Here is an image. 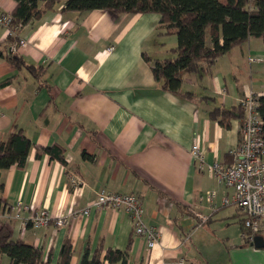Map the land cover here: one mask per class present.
<instances>
[{"label": "crops", "instance_id": "1", "mask_svg": "<svg viewBox=\"0 0 264 264\" xmlns=\"http://www.w3.org/2000/svg\"><path fill=\"white\" fill-rule=\"evenodd\" d=\"M64 1L13 33L0 28V139L22 128L33 144L24 167L0 169V227L52 262L70 239L71 264L86 250L103 258L109 248H128V264H264V248L246 244L234 189L191 153L198 143L207 164L232 161L242 120L227 127L210 112L264 95V38L234 46L202 75L184 70L182 89L194 93L187 97L164 89L144 56L165 58L177 45L175 34L161 32L159 13L63 11ZM16 5L0 0L9 13ZM206 42L212 45L209 29ZM30 65L44 68L41 80ZM55 144L66 162L37 156L38 147ZM102 190L141 197L145 222L160 230L155 247L135 233L128 213L110 206L65 227L35 228L15 217L18 202L58 217L85 208ZM11 263L0 254V264Z\"/></svg>", "mask_w": 264, "mask_h": 264}, {"label": "trees", "instance_id": "2", "mask_svg": "<svg viewBox=\"0 0 264 264\" xmlns=\"http://www.w3.org/2000/svg\"><path fill=\"white\" fill-rule=\"evenodd\" d=\"M62 2L63 0H17L11 13V28L40 19L45 12L53 10ZM96 9L115 13H159L161 32L175 34L177 45L171 49L168 57L152 59L146 53L144 56L152 63L153 74L164 89L187 97H193L194 93L184 92L182 89L184 70L202 75L234 46L250 37L264 38V0H65L63 7V11L80 13ZM208 29L211 46L206 42ZM8 37L12 39L13 35ZM13 61L19 64L15 58ZM29 69L41 80L44 71L42 66L30 65ZM255 100L264 137V95H255ZM245 115L246 109L241 104L232 108H215L210 112L211 118L227 127L232 118L243 120ZM32 145L22 128H16L6 138L0 139V169L24 167ZM46 153L51 158L66 162L64 147L59 144L37 148V156ZM1 200L0 198V207ZM240 224L246 235V244H252L248 239L249 231L244 225V214ZM0 254H7L12 259L11 264H71L74 247L72 241L66 239L57 262H52L51 259L45 261L41 248L23 238H14L11 229L3 224L0 227ZM128 256V248H109L103 258L100 250L93 255L86 250L80 264H106L107 261L110 264H128Z\"/></svg>", "mask_w": 264, "mask_h": 264}, {"label": "built area", "instance_id": "3", "mask_svg": "<svg viewBox=\"0 0 264 264\" xmlns=\"http://www.w3.org/2000/svg\"><path fill=\"white\" fill-rule=\"evenodd\" d=\"M13 16L11 13L0 9V28L14 31L11 28ZM22 44L25 40L21 41ZM115 45L108 47L113 51ZM246 115L244 126L241 127L240 142L231 151L232 161L224 163L214 161L206 163L205 151L201 145L194 143L191 153L199 168H206L214 174L220 182L234 189L233 200L244 214V225L248 232V239L253 243L256 235L264 236V137L262 134V120L257 111L255 95H249L244 101ZM81 182L80 178H73V183ZM228 203V199H224ZM110 206L124 210L133 221L136 234L144 236L148 246L155 247L160 239V230L154 225H148L144 220L145 207L143 201L136 193H122L111 190H102L97 198L85 208L72 210L62 215L54 216L47 209H37L34 205L18 202L15 206V217L31 224L35 228L51 224L57 227L68 226L74 217L87 215L94 207ZM27 213V216L23 213ZM202 220L207 217L201 215Z\"/></svg>", "mask_w": 264, "mask_h": 264}, {"label": "water", "instance_id": "4", "mask_svg": "<svg viewBox=\"0 0 264 264\" xmlns=\"http://www.w3.org/2000/svg\"><path fill=\"white\" fill-rule=\"evenodd\" d=\"M252 245H254L257 248H264V236L260 234L256 235Z\"/></svg>", "mask_w": 264, "mask_h": 264}, {"label": "rangeland", "instance_id": "5", "mask_svg": "<svg viewBox=\"0 0 264 264\" xmlns=\"http://www.w3.org/2000/svg\"><path fill=\"white\" fill-rule=\"evenodd\" d=\"M14 29H15V28H14ZM12 33H13V31H12ZM167 35H169V34H167ZM174 37H175V36H174ZM176 37H177V36H176ZM183 75H184V72H183ZM192 75H193V74H192ZM248 75H249V72H248V70H247V68H246V77L249 79V76H248ZM257 96H258V95H257ZM247 97H248V96H247ZM247 97H246V98H247ZM246 98H244V99H242V100L240 101V104H241V105H244V102H243V101H244ZM243 121H244V119H243L242 122H241V127L244 126V123H245V122H243ZM240 134H241V128H240ZM210 164H211V163H210ZM144 215H145V213H144ZM134 231H135V230H134ZM135 233H136V232H135ZM137 235H138V234H137Z\"/></svg>", "mask_w": 264, "mask_h": 264}]
</instances>
